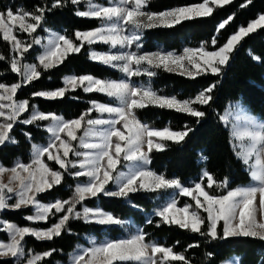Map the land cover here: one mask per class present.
<instances>
[{
    "label": "snow or ice",
    "instance_id": "snow-or-ice-1",
    "mask_svg": "<svg viewBox=\"0 0 264 264\" xmlns=\"http://www.w3.org/2000/svg\"><path fill=\"white\" fill-rule=\"evenodd\" d=\"M149 2L150 0H110V3L106 5L98 3L97 0H52L50 5H37L31 12L22 8L14 12L10 7L0 11V37L11 45L13 53L10 59L0 53V61L8 59L11 72L20 77L18 82L11 85L0 82V118H2L0 119V146L18 143L15 137L10 135L18 123L33 125L37 121H51L45 126L46 131L50 133L48 145L33 144L32 159L29 163L17 161L11 167L0 163V178L4 173H11L7 183L0 179V212L9 208L21 209L31 206L35 212L26 217L29 221H48L50 216L56 213L63 214L58 222L47 229L18 226L14 223L0 221L2 225L0 231L6 232L9 236L7 241H0V259H3V264H9V258H12L11 264H19L20 260L25 257L23 242L26 237L31 236L39 241H51L64 232L70 233L71 229L68 224L73 219L99 225L125 224V221L112 213L100 208H90L84 204L86 200L97 198L101 194L126 198L131 193L141 191L155 193L165 189H176L178 194L191 197L195 204L177 207V201L174 198L171 199L155 212V215L161 218L162 223L178 226L180 229L209 237L212 240L252 237L264 241V220L258 221L254 212L257 195L260 198V207L264 209V121L245 115L243 126L232 125L231 135L238 142L233 144V147L238 149L235 154L246 166L250 179L254 183L229 189L226 194L214 195L206 190L214 186L228 188L229 183L227 178L217 181L207 170L202 173L206 183L198 182L193 187H186L178 178L169 179L142 166L151 163L150 154L153 150H166V144L163 141L180 144L194 129L185 125L184 130L180 131H173L170 128L155 130L142 123L137 118L135 110L152 104L187 113L196 117L199 123L206 113L194 105H210L213 99L211 93L216 87L215 84L210 85L194 99L181 101L176 97L159 96L150 87L134 86L127 80L106 81L91 75H70L64 77V87L32 93L33 96L57 99L63 98L69 91L81 88L86 93L100 92L118 101L117 105L92 101V107L87 112L70 121L52 113L38 111L36 106L30 105L28 99L16 98L18 90L23 86L39 80L43 71L63 64L70 54L79 53L86 44L93 45L100 42L109 44L112 48L131 47L140 41L142 29L159 26L172 27L182 21L197 17H211L214 10L231 4L233 0H203L199 4L177 7L159 13L146 10ZM247 3H251V0H247ZM81 4L85 6V10H80ZM68 5L77 6L75 15L97 19L102 22L101 26L88 31L77 30L74 38L52 33L43 45L44 50L38 57V64L24 63L25 54L32 49L33 44L40 45L42 41L34 37L32 41L25 42L17 33L32 36L43 27L46 13ZM245 6L246 4L241 5V7ZM233 19L234 16H229L219 23L217 31L224 29ZM124 25L130 26L127 29L129 34H125ZM258 29H264V14H260L247 27H240L216 51H207L202 44L195 49L185 48L182 55L171 52L112 54L92 51L90 58L113 68H119L128 77L144 74L149 77L154 76L155 72L142 67L144 64L150 68L164 67L168 71H174L175 69L170 65H176L177 68L184 70L181 72L182 75L188 76L208 71L219 76L224 66L228 65L237 45ZM211 43L213 45L217 43L215 37ZM139 47L137 43V48ZM253 59L261 60L256 56H253ZM185 61L188 62L187 65ZM92 111L99 112L101 115L106 113L109 118H88L87 128L83 136L78 138L77 132L84 126L82 122L90 116ZM25 113L29 115L22 119ZM221 120L227 124L228 116L221 117ZM117 125L126 129L127 135ZM24 135L31 142V133L25 132ZM89 137H95L96 142L90 141ZM78 139L79 148L84 151L74 146L73 141ZM70 154L79 159H69ZM121 156L125 161L135 162L137 167L133 171L121 172L118 177H114L113 172L120 164ZM45 157L48 161H55L63 172L50 168L45 162ZM201 159L207 161V157L203 154H201ZM69 169L79 170L70 172ZM65 173L75 177H87L88 182L77 184L73 197L68 200L41 203L37 197L53 189L54 186L60 185ZM110 182H116L118 190H108L106 186ZM14 197L15 202L10 204L9 201ZM77 205H81V210H77ZM200 210L207 213V216L202 217ZM206 220L209 223L205 230ZM151 222V220L148 221V223ZM221 222H223V227L221 231H218V225ZM90 244V247L82 249L72 257L71 264H171L173 261L191 264L184 254L174 252L173 247L148 241L147 234L142 229L128 238L101 243L93 239ZM55 251L52 249L44 253L30 254L26 259V264H39Z\"/></svg>",
    "mask_w": 264,
    "mask_h": 264
},
{
    "label": "trees",
    "instance_id": "trees-1",
    "mask_svg": "<svg viewBox=\"0 0 264 264\" xmlns=\"http://www.w3.org/2000/svg\"><path fill=\"white\" fill-rule=\"evenodd\" d=\"M201 2L203 0H150L146 9L160 12L175 6ZM51 3L52 0H0V11L10 7L14 12L21 8L31 12L37 5L43 6ZM242 4H246V6L241 7ZM79 8L85 10L83 4ZM76 10L77 6L68 5L46 13L43 27L33 35L45 36L49 29H56L64 35L74 38L77 30L85 31L101 24V21L97 19L75 15ZM261 13H264V0H251V3H247V0H233L231 4L214 10L211 17H197L182 21L172 27L159 26L142 29L140 50L180 51L184 46L196 47L202 44L209 50L218 49L225 44L231 34L240 27L247 26ZM229 16H234V19L218 32L219 23ZM17 35L25 42H29L31 37L26 33H17ZM214 37L217 41L215 45L211 43ZM90 48L105 49L107 46L100 42L93 45L86 44L79 53L70 54L63 64L43 71L39 80L23 86L18 90L16 98L19 100L28 99L30 105L36 106L38 111L59 114L65 119L79 118L92 107V101L112 102V99L104 93H86L81 88L69 91L63 98L57 99L32 95L34 92L52 91L64 87L63 81L66 75H92L102 79L121 76L120 69L91 59ZM40 49L39 45L33 44L32 49L25 54L23 62L38 64L37 55ZM0 53L8 59L13 55L11 45L2 37H0ZM253 56L260 57L261 60L253 59ZM231 57L219 76L210 71L188 76L182 75L178 71H168L164 67L150 68L148 66L149 70L155 72L154 76L149 77L144 74L129 77L137 83L143 81L149 84L157 94L174 96L179 100L194 99L210 85H216L211 93L213 99L210 105H194L206 113L199 123L196 117L187 113L152 104L135 110L137 118L150 128H170L173 131H180L184 130V126L187 125L194 129L180 144L163 141L166 144V150H153L150 154L151 163L148 165L156 173L162 174L166 178H178L182 184L187 186H193L196 182L206 183V179L202 176L204 170L213 174L217 181L227 178L228 188L214 186L211 189H206L214 195L224 194L229 189L247 184L251 180L246 166L235 154L237 150L233 147L234 139L230 126L221 120V117L233 103H240L245 105L253 115L264 119V29H258L255 33L245 37L237 45ZM8 59L0 61V82L13 84L18 82L20 77L11 72ZM98 114L99 112L92 111L89 117ZM28 115L29 113H25L22 119ZM48 122L42 120L33 125L18 123L14 126L10 135L14 136L18 143L0 146V162L9 167L18 160L29 161L32 156V145L46 143L48 140V132L45 127ZM25 132L31 133V142L25 137ZM154 139L158 140L159 138ZM78 141L79 139L73 141L74 146L78 147ZM201 154L207 157V161L201 159ZM44 159L50 168L63 172V169H60L55 161H48L47 157ZM83 178L65 173L60 185L41 193L37 198L42 201L68 200L74 195L77 181ZM164 195L165 192L161 191L155 193L141 191L131 193L126 198L101 194L97 198L86 200L84 204L88 207L109 211L120 219L131 218L147 234L148 241L173 247L174 252L184 254L191 264H223L226 259L236 256L238 264H264V241L257 238L229 237L223 240H212L209 237L180 229L178 226L162 223L161 218L155 215L154 209L159 198ZM176 201L181 206L195 204L191 197L178 193ZM77 210H81V205H77ZM32 212L30 207L6 209L0 213V216L20 226L49 228L63 215L56 213L50 216L48 221H29L26 217ZM200 214L202 217L207 216L203 210H200ZM149 220L152 222L148 223ZM208 223L206 220L205 230ZM68 227L71 229L70 233L64 232L51 241H39L31 236L26 237L23 242L26 255L19 264H26V259L30 254L44 253L52 249L56 251L50 257H45L39 264L66 263L71 252L78 244L84 243L87 235L93 234L101 238L105 235L115 236L123 232L120 225H99L75 219L69 221ZM222 227L223 223L221 222L218 225V231H221ZM0 238L8 240L9 236L6 232L0 231ZM190 245L192 247H189ZM11 259L9 258V264H11ZM0 264H3V259H0ZM171 264H183V262L173 261Z\"/></svg>",
    "mask_w": 264,
    "mask_h": 264
},
{
    "label": "rangeland",
    "instance_id": "rangeland-1",
    "mask_svg": "<svg viewBox=\"0 0 264 264\" xmlns=\"http://www.w3.org/2000/svg\"><path fill=\"white\" fill-rule=\"evenodd\" d=\"M97 2L98 3H101V4H109L110 3V0H97ZM202 3V2H201ZM195 4H199V3H193V4H190V5H181V6H175V7H172V8H168V9H165V10H163V11H166V10H170V9H174V8H177V7H182V6H192V5H195ZM147 10V9H146ZM147 11H149V10H147ZM163 11H160V12H163ZM150 12H154V11H150ZM154 13H159V12H154ZM261 14H264V13H261ZM260 15V14H259ZM259 15L257 16V18L259 17ZM257 18H255V19H257ZM254 19V20H255ZM252 22V21H251ZM101 24H102V22H101ZM101 24L98 26V27H100L101 26ZM248 26V25H247ZM247 26H245V27H247ZM124 28H125V34H129L128 33V31H127V29L128 28H130V26H127V25H124L123 26ZM97 28V27H96ZM93 29H95V28H93ZM93 29H89V30H93ZM85 31H88V30H85ZM238 31V30H237ZM236 31V32H237ZM235 32V33H236ZM52 33H58V34H63L60 30H56V29H49L48 31H47V33H46V35L45 36H41L40 34H38V35H32L30 38H29V42L30 41H32V39L34 38V37H36V38H40L41 39V41H42V43L39 45L40 47H41V49H40V52L38 53V55H37V58L39 57V55L43 52V50H44V48H43V45L44 44H46V42H47V39L51 36V34ZM235 33H233V34H235ZM233 34H231V35H233ZM64 35V34H63ZM230 38V37H229ZM228 38V39H229ZM227 42V41H226ZM225 42V43H226ZM137 43L140 45V47H141V43H140V41H138V42H136V43H134L131 47H125V48H121V47H116V48H112L111 47V45H109V44H105L106 46H107V48H105V49H96V48H90L89 49V52H92V51H96V52H98V53H112V54H116V53H120V52H136V53H138V54H144V53H155V52H161V53H169V52H171V53H174V54H176V55H182L183 54V51H184V49L185 48H193V49H195V48H199L200 46H196V47H192V46H184L180 51H173V50H167V49H156V50H144V51H141L140 50V47L139 48H137ZM223 46V45H222ZM221 46V47H222ZM207 51H216V50H218V49H214V50H209V49H207V48H205ZM24 63H28V64H32L33 62H24ZM187 61H185V64L187 65ZM142 67L143 68H149L148 67V65L147 64H144V65H142ZM170 67H172V68H174L175 70L174 71H178V72H183L184 70L183 69H180V68H177L176 67V65H170ZM119 69V68H118ZM193 71H195L194 69H193ZM122 72V71H121ZM66 76H70V75H66ZM65 76V77H66ZM92 76V75H91ZM93 77H95V78H98V79H102V78H99V77H96V76H93ZM102 80H106V81H120V80H127L128 82H130V83H132L134 86H144V87H150L149 86V84H147V83H145V82H143V81H139L138 83H137V81H135V80H131L125 73H123L122 72V74H121V76L120 77H118V78H107V79H102ZM6 84V83H5ZM7 85H11V84H7ZM151 88V87H150ZM153 90V89H152ZM154 91V90H153ZM157 95H159V96H163V97H174V96H166V95H161V94H157ZM110 99H112V102H110V103H106V102H98V103H103V104H110V105H117L118 104V101L114 98V97H109ZM179 100V99H178ZM181 101H183V100H181ZM41 112V111H40ZM43 113H46V112H43ZM52 114H55V113H52ZM55 115H57V116H60V117H62L61 115H59V114H55ZM228 116V125L230 126V129H231V132H232V125L233 124H238V125H240V126H243V123H244V121H243V117L245 116V115H250V116H254V117H256L259 121H264V119H262V118H260V117H258V116H256V115H253L249 110H248V108L245 106V105H242V104H240V103H233L231 106H229L227 109H226V111L223 113V115H222V117L223 116ZM88 118H92V119H96V118H102V119H108L109 118V116H108V114H103V115H101L100 113L97 115V116H93V117H88ZM88 118H86L85 119V121L84 122H82L83 123V127L79 130V132H77V137L79 138V137H82L83 136V134H84V131L86 130V128H87V124H86V120L88 119ZM0 119H2V118H0ZM64 120H67V121H70V120H74V119H77V118H74V119H65V118H63ZM142 122V121H141ZM51 123V121H49L48 122V124H50ZM142 123H144V122H142ZM47 124V125H48ZM145 124V123H144ZM98 127H106V126H98ZM117 127H121V130L122 131H125V134L127 135V130L126 129H123L122 128V126L121 125H117ZM152 129H155V130H163V129H165V128H163V129H159V128H152ZM63 135V134H62ZM90 141H92V142H96V138L95 137H89L88 138ZM49 141H50V133H48V140H47V142L46 143H37V144H35V145H38V146H47L48 145V143H49ZM234 143H238L237 141H235L234 140ZM77 149L78 150H80V151H84V149H81V148H79V141H78V147H77ZM146 150V149H145ZM236 150H238V149H236ZM31 152L33 153V148H32V150H31ZM31 159H32V156H31ZM30 159V160H31ZM69 159H73V160H75V159H79V158H77V157H75V156H73V155H71L70 154V157H69ZM30 160L29 161H21V160H18V161H21V162H24V163H29L30 162ZM17 162V161H16ZM15 162V163H16ZM1 163V162H0ZM14 163V164H15ZM13 164V165H14ZM12 165V166H13ZM143 167H145V168H147V169H149V170H151V171H154L152 168H150L149 167V165L147 164V165H142ZM9 167H11V166H9ZM137 167V164L135 163V162H131V161H125V160H123V157L121 156V162H120V164L117 166V169H116V171L115 172H113V176L114 177H118V175H119V173H121V172H125V173H127V172H130V171H133V170H135V168ZM77 170H79V169H69V171H73V172H75V171H77ZM155 172V171H154ZM158 174V173H157ZM10 176H11V173H4L3 174V176H2V178H0V179H2L3 180V182H5V183H7L8 181H9V179H10ZM169 179H172V178H169ZM88 182V178L87 177H84L82 180H78L77 181V184H84V183H87ZM196 183H198V182H196ZM252 183H254L253 181H249L247 184H244V185H239V186H247V185H250V184H252ZM184 185V184H183ZM14 187L16 186L15 184L13 185ZM184 186H186V187H193V186H187V185H184ZM107 188H108V190H111V191H116V190H118V185H117V183L116 182H110L107 186H106ZM238 187V186H237ZM236 188V187H235ZM234 189V188H233ZM161 192H165V195L163 196V197H160L159 198V201H158V203L156 204V206H155V209H154V211L156 212L160 207H162L163 205H165L167 202H169L171 199H175L176 200V194L178 193V190H176V189H165V190H161ZM224 194H226V193H224ZM217 195H223V194H217ZM39 200V199H38ZM57 200H59V199H57ZM201 200H203V197H201ZM56 200H54V201H42V200H40V202L41 203H44V204H48V203H54ZM260 198H259V195H257V199H256V201L254 202V212H255V216H256V219L258 220V221H261V220H264V209H262L261 207H260ZM15 202V197L13 198V200H10L9 201V203L11 204V203H14ZM184 206V205H183ZM183 206H181V205H178L177 204V207H183ZM31 209H32V214L31 215H33L34 214V212H35V209L33 208V207H31V206H29ZM90 208H92V207H90ZM9 209H13V208H9ZM105 211V210H104ZM106 212H109V211H106ZM1 213V212H0ZM110 213V212H109ZM29 216V215H28ZM121 220H123V221H125L126 223L125 224H123V225H120V226H122V228H123V232L122 233H119V234H117V235H115V236H112V235H105V236H103V237H101V238H99V237H97L96 235H93V234H90V235H87L86 237H85V241H84V243H81V244H78L75 248H74V250L71 252V254H70V257H69V259H68V261L66 262V263H61V264H71V261H72V257L76 254V253H78L79 251H81L82 249H84V248H87V247H90L91 246V244H90V241L91 240H95L97 243H101V242H105V241H108V240H119V239H124V238H128L130 235H132V234H134L135 232H137L138 230H140V227L136 224V223H134L133 221H132V219L131 218H125V219H121ZM0 221H3V222H10V223H14V224H16L15 222H12V221H9V220H6V219H4V218H2L1 216H0ZM223 223V222H222ZM16 225H18V224H16ZM18 226H20V225H18ZM52 226V225H51ZM0 227H2V225H0ZM28 227H33V226H28ZM33 228H37V229H47V228H39V227H33ZM50 228V227H49ZM0 241H7V240H4V239H1L0 238ZM236 257H232V258H229V259H226L224 262H223V264H236Z\"/></svg>",
    "mask_w": 264,
    "mask_h": 264
}]
</instances>
